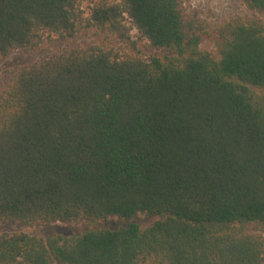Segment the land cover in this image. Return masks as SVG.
Listing matches in <instances>:
<instances>
[{
  "label": "trees",
  "instance_id": "trees-1",
  "mask_svg": "<svg viewBox=\"0 0 264 264\" xmlns=\"http://www.w3.org/2000/svg\"><path fill=\"white\" fill-rule=\"evenodd\" d=\"M216 34L182 0H0V64L92 42L0 84V227L123 224L0 235V264H264V24Z\"/></svg>",
  "mask_w": 264,
  "mask_h": 264
},
{
  "label": "rangeland",
  "instance_id": "rangeland-1",
  "mask_svg": "<svg viewBox=\"0 0 264 264\" xmlns=\"http://www.w3.org/2000/svg\"><path fill=\"white\" fill-rule=\"evenodd\" d=\"M183 8L188 19L194 21L209 36L217 35L216 32L226 23L233 20L259 21L264 24V15L248 8L242 0H182ZM95 0H82V7L88 16ZM136 39L138 33L134 31ZM92 42L85 38L73 40H56L46 42L41 47L30 53L16 52L0 64V84L3 79L16 68L33 65L49 55L56 54L69 47H88ZM202 52H215L213 42L206 40L201 46ZM152 218H143L139 223L149 225ZM123 224L118 221H107L97 226L81 225L77 227H66L62 225H20L9 224L0 227V235L24 233L31 236L48 238L55 235L76 236L87 231L104 228L116 229ZM60 264V263H57Z\"/></svg>",
  "mask_w": 264,
  "mask_h": 264
}]
</instances>
